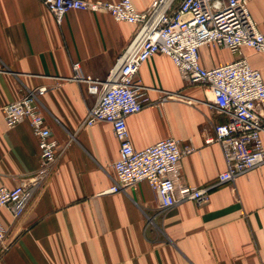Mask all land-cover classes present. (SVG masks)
I'll use <instances>...</instances> for the list:
<instances>
[{"label":"crops","instance_id":"crops-1","mask_svg":"<svg viewBox=\"0 0 264 264\" xmlns=\"http://www.w3.org/2000/svg\"><path fill=\"white\" fill-rule=\"evenodd\" d=\"M153 1L132 4L144 12ZM248 8L264 35V0H249ZM137 30L109 14L76 10L58 25L39 0H0V186L11 189L40 167L29 123L8 128L2 112L25 91L48 88L40 103L59 153L20 218L0 208L8 244L5 250L0 245V264H264V164L212 189L201 207L183 202L163 210L146 182L105 193L119 144L110 124L83 125L95 97L72 79L73 65L85 77L104 80ZM198 54L205 69L241 58L208 45ZM241 55L264 81V54L242 48ZM138 77L149 103L126 118L132 147L190 141L196 152L180 161V182L215 185L224 162L220 146L207 140L227 116L211 93L184 82L162 54L142 64ZM260 111L264 119V103ZM261 138L264 148V133Z\"/></svg>","mask_w":264,"mask_h":264},{"label":"built area","instance_id":"built-area-1","mask_svg":"<svg viewBox=\"0 0 264 264\" xmlns=\"http://www.w3.org/2000/svg\"><path fill=\"white\" fill-rule=\"evenodd\" d=\"M60 25L68 11L109 14L115 21L138 26L129 45L116 58L104 80L85 77L78 63L73 65V80L87 84L95 103L83 125L96 122L111 125L119 144L112 165L113 184L105 192L116 194L146 182L155 193L159 207L168 210L183 202L205 205L212 189L233 182L239 176L264 164L261 135L264 119V81L241 55L242 48L264 54V35L253 21L249 0H154L144 12L137 11L132 0L117 3L84 0H39ZM213 46L241 58L231 64L205 69L199 62V49ZM156 54L168 57L187 84H200L212 96V103L227 116L214 127L207 143H217L222 152L224 171L217 183L197 188L180 182L179 163L196 152L190 141L167 138L141 150L129 139L126 118L142 111L149 103L147 90L138 77L139 69ZM45 86L25 91L24 95L2 108L5 124L12 128L24 121L37 139L40 167L13 188L0 186V208L17 220L26 211L29 197L47 179L58 158V143L44 125L40 97ZM7 230L0 223V245L7 249Z\"/></svg>","mask_w":264,"mask_h":264}]
</instances>
